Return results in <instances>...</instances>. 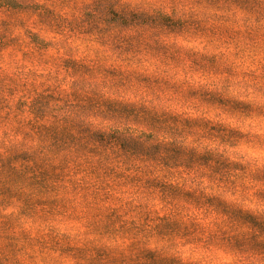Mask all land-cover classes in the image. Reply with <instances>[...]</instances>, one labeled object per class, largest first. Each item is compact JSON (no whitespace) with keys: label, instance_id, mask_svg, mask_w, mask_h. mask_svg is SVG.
Listing matches in <instances>:
<instances>
[{"label":"rangeland","instance_id":"obj_1","mask_svg":"<svg viewBox=\"0 0 264 264\" xmlns=\"http://www.w3.org/2000/svg\"><path fill=\"white\" fill-rule=\"evenodd\" d=\"M70 2L73 0H0V60L2 53L10 47L21 50L20 37L11 35L14 27L23 30L27 40L23 47L32 49L22 56L29 61L36 59L46 63L43 53L55 47L42 33L94 37L93 42L111 53L104 60L85 62L76 59L73 51L68 49L60 58L58 68L68 77L76 78L70 91L56 95L54 89L43 84L33 85L30 92L17 100L16 110L22 112L26 97H31L29 111L39 119L44 117L51 103L62 101L65 108L73 111V118L64 117L47 126L29 122L27 126L35 132L40 148L32 152L14 151L10 160L0 159V168L7 167L11 161L17 162L22 170L21 178L26 179L29 187L39 195L48 197L35 202L42 210L52 211L72 203L66 200L68 196L74 199L81 195L85 200L91 197L96 207L88 227L100 237H134L144 232L150 217L142 203L122 200L125 194H148L167 204H193L224 215L235 225L257 227L264 235V224H257L250 213L228 205L216 196L190 190L177 180L183 173L194 170H203L209 180L218 182L247 171L245 165L230 161L215 149L197 150L179 142L178 138L196 136L231 146L247 139L246 134L222 122L163 109L154 103V100L167 98L182 105L233 115L249 116L254 111L264 114L262 108L253 109L247 103L229 100L204 85L177 79L180 72L206 75L223 71L230 74V69H221L213 55L182 51L153 38L158 34H202L212 30L194 14L187 19H178L160 13L114 11L119 0H90V3L81 0L82 16L71 20L60 17L48 6L50 3L63 5ZM222 2L228 3L229 0H193L196 5L212 7ZM120 12L124 13L121 16L127 15L129 23L113 24L114 15ZM155 14L163 19L145 22V15ZM13 15L23 18L12 25L7 17ZM128 30H135L136 36H124ZM16 84V81L0 76V111L8 107L3 95L5 91L11 97L25 87L8 86ZM101 87L103 91L99 90ZM87 116L123 122L132 127L126 126L123 131L119 128L93 129L81 119ZM6 119L7 114L0 117V125ZM120 133L126 136L125 142L115 141ZM162 134L173 139L162 140ZM26 136L30 138V134L26 133ZM140 142L146 146L139 145ZM132 162H139L144 167L135 169L137 174L128 175ZM250 178L264 184V169H257ZM114 192H120L121 196H114ZM256 195L264 199V189ZM26 206L32 207L28 201ZM3 230L6 226L0 225V231ZM152 231L158 237L190 235L188 228L167 217L154 221ZM220 239L238 249L250 246L264 251V241H258L255 236L248 239L221 233ZM47 244L63 255L86 260V264H178L175 258L163 256L146 246L136 247L134 256L124 257L113 255L103 246L75 248L67 236L52 238Z\"/></svg>","mask_w":264,"mask_h":264},{"label":"clouds","instance_id":"obj_2","mask_svg":"<svg viewBox=\"0 0 264 264\" xmlns=\"http://www.w3.org/2000/svg\"><path fill=\"white\" fill-rule=\"evenodd\" d=\"M83 2L90 3V0ZM48 6L60 17L69 20L82 16L81 0L63 5L50 3ZM121 9L160 13L178 19H187L194 14L196 19L201 20L212 31L202 34H158L153 38L182 51L193 50L213 55L221 69H230V74L223 71L206 75L180 72L177 79L204 85L229 100L247 103L253 109H264V0H246L244 3L229 0L228 3L222 2L214 7L196 5L193 0H119L114 11L119 12ZM7 18L10 24L15 25L17 19L23 17L13 15ZM11 35L20 37L22 47L21 50L10 47L2 53L0 76L17 82L16 85L8 86L25 87L11 97L6 91L3 94L8 105L0 111V117L7 114V119L0 125V159L3 160H10L14 151L32 152L40 148L35 132L27 126L29 122L47 126L64 117L73 118V111L65 108L62 101L51 103L42 119L34 118L30 113L28 105L31 104V97H26V106L22 112H18L15 107L17 100L30 92L33 85L43 84L54 89L56 95L70 91L76 78L68 77L58 68L60 58L66 50L71 49L76 59L85 62L104 60L111 55L106 48L93 42L94 37L42 33L55 47L43 53L46 63L36 59L29 61L22 58L23 53L32 51L30 46L23 47L27 43L23 30L14 27ZM123 35L133 37L136 36V31L128 30ZM99 90L104 89L101 87ZM154 103L163 109L222 122L246 134L247 139L231 146L209 142L196 136L178 138L179 142L197 150L215 149L230 161L245 165L247 171L218 182L209 180L203 170H194L183 173L177 180L190 190L216 196L228 205L242 208L256 218L257 224H264V199H259L256 195L259 190L264 189V184L256 183L250 178L251 173L257 169H264V114L254 111L249 116L233 115L220 110L182 105L167 98L154 100ZM81 119L93 129L119 128L123 131L126 126L132 127L123 122L103 121L94 116ZM26 133L30 134V138ZM160 138L165 141L173 139L164 134ZM143 167L139 162H132L127 174H137L135 169ZM21 174L20 165L15 161L0 168V225L6 226V230L0 231V264H86V260L63 255L48 246L47 242L52 238L60 239L64 236L69 238V243L75 248L103 246L116 256H134L136 247L146 246L163 256L175 258L178 264H264V251L250 246L238 249L220 239V234L223 233L248 239L255 236L258 241H264V235L259 229L235 225L226 216L215 211L184 202L167 204L148 194H125L121 197L122 200L131 199L144 205L150 217L144 232L134 237H100L88 227L96 207L91 197L85 200L81 199V195L74 199L68 196L66 200H71L72 203H66L64 207H56L52 211L47 208L42 210L35 202L48 197L39 195L29 187ZM112 194L121 196L120 192ZM26 201L32 207H27ZM164 217L188 228L190 235L158 237L152 231L153 222Z\"/></svg>","mask_w":264,"mask_h":264},{"label":"trees","instance_id":"obj_3","mask_svg":"<svg viewBox=\"0 0 264 264\" xmlns=\"http://www.w3.org/2000/svg\"><path fill=\"white\" fill-rule=\"evenodd\" d=\"M124 13H117L116 15H114L113 19L115 20V22L113 24H116V25H121V24H124V23H129V19L127 17V15H124V16H121L123 15ZM145 22H149V21H159V19H163V17L159 14H155L154 16H147L145 15ZM166 18V17H164ZM135 23V22H134ZM95 132V131H94ZM96 133V132H95ZM102 136H104V132H102ZM115 141L116 142H125L127 140L126 136L122 135V133H120L118 136H116L115 138ZM139 145H144L143 142H140ZM146 145H144L145 147ZM151 146V145H150ZM155 148V147H154Z\"/></svg>","mask_w":264,"mask_h":264}]
</instances>
